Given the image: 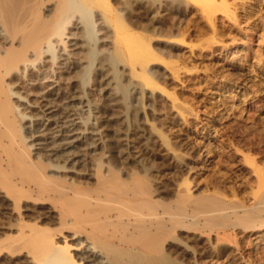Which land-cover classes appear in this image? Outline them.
<instances>
[{
	"label": "bare ground",
	"instance_id": "1",
	"mask_svg": "<svg viewBox=\"0 0 264 264\" xmlns=\"http://www.w3.org/2000/svg\"><path fill=\"white\" fill-rule=\"evenodd\" d=\"M260 1L0 0V264H182L174 249L192 247L181 232L204 235L209 258L223 253L234 232L264 228L258 156L243 155L256 175L252 206L238 200L233 187L234 201L221 188L195 193L186 169L168 189L156 162L160 149L177 150L159 128L169 119L159 98L173 97L176 107L163 79L179 57L183 17L196 5L215 29L220 13L235 24L241 10L247 18L263 14ZM82 62L81 74L75 69ZM99 70L106 71L113 101L109 121L127 125L111 142L100 129L102 104L85 90ZM62 80L67 91L59 105L52 96ZM29 92L46 102L38 111ZM241 143L244 154L247 142Z\"/></svg>",
	"mask_w": 264,
	"mask_h": 264
},
{
	"label": "rangeland",
	"instance_id": "2",
	"mask_svg": "<svg viewBox=\"0 0 264 264\" xmlns=\"http://www.w3.org/2000/svg\"><path fill=\"white\" fill-rule=\"evenodd\" d=\"M260 2L258 4L263 6L264 2ZM197 9L198 6L194 5V9L187 12L183 17L180 28L181 35L177 38L180 47L179 57L176 58L173 65L175 69L162 63L150 65L154 69L162 67L165 70V66L168 67V72L166 71L165 74L166 78L163 79V89L176 99V107L172 109L171 100L173 97H170L169 100V97L166 98L167 95L160 93L162 94V98H159L160 106L162 105L161 108H163L161 109L162 115L167 114L169 119L162 121L163 124L160 122L162 126H159L160 124L158 126L172 140L177 149L176 152L161 151L160 149L157 154L156 162L162 169L161 181L166 188L172 190L176 188L175 184L181 181L180 177L190 175V183H192L190 186L195 193L200 191L210 193V191H214V188H221L228 191L226 192V195H229V197L227 195V200L234 201L235 198L231 194L233 187V190L238 193L237 199L244 202L246 206H252L254 199H252L253 194L250 190L256 185V183H252L255 181L256 175L249 167L245 166L246 164H243L245 163L243 155L249 151L258 156L261 166L264 167V151L262 152L264 149V13L254 14V16L247 18L245 11L241 10L237 16L238 27L234 21L220 13L216 15V28L213 29L209 27L210 24H208L205 15ZM98 58L99 56H96L93 69L97 66ZM47 61L50 59L47 58ZM49 64L50 62L46 66L48 69H50ZM86 65V62L78 64L75 71L82 74ZM101 71L99 70L96 75L98 79L95 84L86 85L85 90L90 93L91 99L99 100V103L102 104L99 112L101 115L99 118L100 129L106 136L105 140L111 142L115 138L116 130L120 128V131H124L127 125L122 124L117 127L113 121H109L110 112L107 107L112 106L113 101H111V95L108 94L110 87L107 86L104 78L106 71ZM70 75L74 76L75 74ZM65 76L67 75L64 74L63 77ZM66 82L62 80L59 86L57 84L50 85V87L40 91L43 93V91L57 86L53 92H58V95L52 96V100L54 99L61 105L63 104L61 93L67 91ZM59 88L62 89L59 90ZM24 91L22 89V92ZM29 94V104L36 108L33 109L28 105H22L20 108L26 109L28 107L27 112H30L31 109L38 111L46 102L40 98L41 94L37 95L35 92H29ZM120 114L122 115V113L119 112V117ZM86 115L84 116L86 117ZM260 136L262 138L258 139L257 137ZM241 140L247 142V149L244 154L239 152V150L242 151L244 144L241 143ZM131 144L136 146L134 143ZM248 146L250 147L248 148ZM132 150L137 151L139 148ZM258 152L263 156L260 153L257 154ZM141 157L147 156L141 155ZM173 166L175 169H172ZM177 166L180 167V170L176 168ZM185 169L190 170V173ZM186 173L188 174L186 175ZM206 189L207 191H205ZM249 191L251 195H249ZM246 196L249 198L246 199ZM263 231L264 228L255 233L234 232L228 238L233 241L230 240L228 243L229 240L227 239L223 243V245L226 244L223 253H212L209 258L206 255L210 254L212 249L205 241L204 235H199L196 232L198 235H194V238L193 235L181 232L182 241H187L192 250L187 252L183 250L184 246H176L174 250L177 251L174 256L179 258L178 260L182 264H232L234 261V264H264V244H262L264 241H260L264 239ZM188 239L190 240L188 241ZM193 247L195 248L193 249Z\"/></svg>",
	"mask_w": 264,
	"mask_h": 264
}]
</instances>
